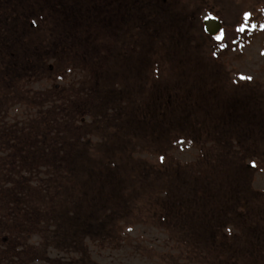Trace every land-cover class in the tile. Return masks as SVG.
<instances>
[{
	"label": "rangeland",
	"instance_id": "obj_1",
	"mask_svg": "<svg viewBox=\"0 0 264 264\" xmlns=\"http://www.w3.org/2000/svg\"><path fill=\"white\" fill-rule=\"evenodd\" d=\"M0 122L69 135L72 264H264V0H0Z\"/></svg>",
	"mask_w": 264,
	"mask_h": 264
},
{
	"label": "trees",
	"instance_id": "obj_2",
	"mask_svg": "<svg viewBox=\"0 0 264 264\" xmlns=\"http://www.w3.org/2000/svg\"><path fill=\"white\" fill-rule=\"evenodd\" d=\"M56 111H58L57 108ZM16 121L17 119L14 123ZM62 124H64L63 121ZM10 129V132L6 131L0 124V140H2L0 143V264H72L71 259L64 254H68L69 251L76 252L77 240L65 242L62 239L61 223L51 215L53 211H47L48 205L44 203L46 201L42 199V204L38 205L36 201L28 200L30 189L24 188L25 185L36 183L45 186L46 189L38 187L42 192H51L52 189L47 185L48 183L52 184L53 190L58 186L56 184V176H59L57 170L62 169L68 154V144H63V141L70 137L67 134L60 138L61 132L53 128L45 131L44 139L39 143H46L51 137L54 138V143L49 141L51 144H30L27 138L30 133L26 134L27 140L24 144H18L23 137L20 134L24 133L18 131L15 125ZM22 129L26 132L25 127ZM50 133L53 134L49 135ZM4 139L6 141H3ZM38 150H41V155ZM48 156L52 158L50 164L39 163V160H36L37 157L47 159ZM173 196L170 204L172 209L180 215L181 211H185L188 203L178 195V192ZM169 216L171 215L166 216L168 220ZM160 224L164 226L158 229H161V232L166 229L169 233L170 226L168 227L164 219ZM57 233L61 235L62 245L54 244ZM39 247L43 248V254H40ZM185 249L186 246H183L181 250H177L178 256L179 251L187 254ZM54 251L55 257L51 258L50 255Z\"/></svg>",
	"mask_w": 264,
	"mask_h": 264
},
{
	"label": "water",
	"instance_id": "obj_3",
	"mask_svg": "<svg viewBox=\"0 0 264 264\" xmlns=\"http://www.w3.org/2000/svg\"><path fill=\"white\" fill-rule=\"evenodd\" d=\"M220 28L221 25L219 21L213 17H207L204 19V29L208 34L214 35L220 30Z\"/></svg>",
	"mask_w": 264,
	"mask_h": 264
}]
</instances>
